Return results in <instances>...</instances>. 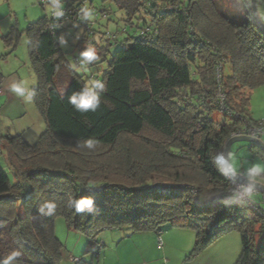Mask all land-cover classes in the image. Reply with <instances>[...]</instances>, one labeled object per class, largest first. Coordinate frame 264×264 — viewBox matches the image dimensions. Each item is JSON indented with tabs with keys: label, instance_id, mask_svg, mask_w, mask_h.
<instances>
[{
	"label": "trees",
	"instance_id": "1",
	"mask_svg": "<svg viewBox=\"0 0 264 264\" xmlns=\"http://www.w3.org/2000/svg\"><path fill=\"white\" fill-rule=\"evenodd\" d=\"M112 1L132 29L150 30L125 39L132 44L116 51L96 79L104 89L95 111L78 112L68 103L90 79L66 61L58 37L67 28H85L79 51L91 45L98 59L88 66L103 63L112 46L104 32L111 12L77 25L67 13L79 17L87 5L69 0L60 20L45 16L23 31L38 77L33 100L46 131L35 144L0 133V157L13 174L0 165V259L19 250L17 264H62L55 223L63 217L70 230L88 238L87 254L99 252L107 230L158 233L170 224L195 231V255L236 231L242 241L236 264H264V219L242 201H227L233 182L213 164L245 122H256L248 108L250 91L264 85V30L251 0H245L249 18L241 23L226 17L215 0ZM169 5L176 9L167 11ZM20 36L15 27L6 36L11 52ZM221 61L231 67L224 89L239 114L223 124L215 100ZM89 138L97 141L94 150L77 146ZM252 148L264 161V153ZM69 196L94 198L96 211L75 213ZM45 200L56 202L53 216L38 215Z\"/></svg>",
	"mask_w": 264,
	"mask_h": 264
},
{
	"label": "rangeland",
	"instance_id": "2",
	"mask_svg": "<svg viewBox=\"0 0 264 264\" xmlns=\"http://www.w3.org/2000/svg\"><path fill=\"white\" fill-rule=\"evenodd\" d=\"M41 1L42 0H0V18L1 16L4 18L2 24L8 23L9 18L13 20L12 24L21 34L18 39L19 51L25 48L28 55V40L26 34H23V31H25L29 24L35 23L45 16H50V13L48 12L50 0H46L48 4L45 8L42 6ZM84 1L92 12H96L93 13V19L91 20L93 22L96 21L97 17H99L97 13H102L104 10L111 12L108 17L110 23L104 32L109 35L106 36V38L112 41V46L110 47V52L107 55V61L93 67L87 66L86 71H77L74 67L72 68L77 74L85 76L86 79L96 80L98 78L101 80L104 74L108 71V64L113 54L116 51L125 48L127 45L132 44V41L126 44L124 42L125 39L129 37L136 38L138 35L140 36L145 33L146 29H132L129 25H127L124 20V12H122L112 0ZM215 2L218 9L233 22L241 23L245 22L249 18L245 8V0H215ZM175 6L176 5H169L167 9L176 8ZM84 30L85 28L83 27L79 28L78 31L75 30V28H67L66 31L60 35H63L67 40L66 46L60 45L66 61H68L71 65L76 63L78 60L80 51L77 46L79 38ZM139 32L140 34H138ZM224 72L225 75H230L231 67L227 65ZM33 73L37 80V88L38 77L35 72ZM251 100L252 90L250 91V102ZM37 110L42 116L40 110L38 108ZM249 116L253 120H256L250 113ZM225 118L230 119V117L218 112L217 121L219 123L223 124L225 122ZM258 121L260 120H256V122ZM261 141L264 143V129L261 135ZM36 142L37 140L34 141V144ZM252 147L253 145L250 143L239 142L234 144V149L231 151L235 154L236 158L240 162L241 168H244V170L247 167H250L253 163H264L261 157L257 156L253 152L254 150ZM0 165L13 179L12 170L8 160H6V157H0ZM260 198V195L254 196L255 201H260ZM55 231L58 239L64 244V259L62 264H77L73 261L75 258L84 262H92L93 264L200 263L199 257H201V254H194L196 242L195 231L187 228H174L170 224H164L158 233L152 231L134 233L127 228L107 230L99 237V243L102 246L101 249L99 252L96 251L91 254H87L90 250L88 238L78 232L70 230L63 217H58L56 219ZM231 234L239 237L241 240L238 232L235 231ZM160 239L163 243L162 247L159 245ZM104 241L105 243H109L105 244Z\"/></svg>",
	"mask_w": 264,
	"mask_h": 264
},
{
	"label": "clouds",
	"instance_id": "3",
	"mask_svg": "<svg viewBox=\"0 0 264 264\" xmlns=\"http://www.w3.org/2000/svg\"><path fill=\"white\" fill-rule=\"evenodd\" d=\"M48 12L56 20L65 16L64 4L62 0H50ZM256 18L264 24V0H257V10L254 14ZM79 19L81 21H91L93 12L91 9L84 7L80 9ZM60 25H53L59 27ZM62 46L67 45V40L64 36L58 38ZM98 59L96 49L87 45L83 51L79 53L78 60L71 66L77 71H86L87 66ZM36 80L19 79L14 80L9 85V90L18 97H22L25 103H30L35 95L34 88L30 85H35ZM104 89V84L99 80H90L79 91L73 92L68 97V103L78 112L86 113L95 111L100 105V91ZM251 116L260 121H264V85L256 86L252 89V100L248 108ZM97 145L95 139H86L82 143L78 142V147L88 150H94ZM213 164L216 169L224 176H241L247 183L229 189L233 197H241L242 199H253L255 188L254 185H264V163H253L241 172L240 162L232 152L223 150L217 152L213 157ZM226 203V202H225ZM68 207L74 209L75 213L92 214L96 211L95 201L92 197L69 196L67 200ZM57 204L54 200H45L37 206V213L40 217L53 216L56 212ZM21 255L19 250H13L6 258L0 259V264H17L16 258Z\"/></svg>",
	"mask_w": 264,
	"mask_h": 264
},
{
	"label": "crops",
	"instance_id": "4",
	"mask_svg": "<svg viewBox=\"0 0 264 264\" xmlns=\"http://www.w3.org/2000/svg\"><path fill=\"white\" fill-rule=\"evenodd\" d=\"M3 19V16H1L0 87L3 90V95L0 96V133H10L12 136L20 135L29 144H34V141H38L46 131L44 118L38 112L34 101L25 103L22 97H18L10 92L9 85L14 80H32L33 78L36 80V77L31 68L30 57L25 48L19 51L17 46L14 52H11L10 48H8L6 36L10 34L12 28L15 26L12 24L13 20L11 18L5 24H2ZM36 86L37 80L35 85H30L34 89ZM232 149H234V145ZM240 170L243 172L244 168H240ZM241 246L239 237L228 234L201 253L199 264H236L241 254Z\"/></svg>",
	"mask_w": 264,
	"mask_h": 264
},
{
	"label": "built area",
	"instance_id": "5",
	"mask_svg": "<svg viewBox=\"0 0 264 264\" xmlns=\"http://www.w3.org/2000/svg\"><path fill=\"white\" fill-rule=\"evenodd\" d=\"M66 1L69 0H62V3L64 4ZM42 6L45 8V6L48 4L46 0H42L41 1ZM176 8H169L167 9V11H174ZM65 10V9H64ZM66 11V10H65ZM93 13H96L95 11H93ZM67 16V21L70 22V17L73 18L75 24L79 25L82 24L83 21H81L78 17V15H73L72 10L69 11ZM108 12H102V16L103 18L107 17ZM51 16V15H50ZM53 19H55V17L51 16ZM94 25V23L91 25V27ZM88 30H90V28H88ZM150 29H146L145 33L148 32ZM144 34V33H143ZM106 36H109L108 34ZM224 71H225V67L223 62H217L216 64V69H215V79H216V83H217V88H216V106L218 108V112L221 114L226 115L227 117L233 118V119H237L239 118V114L232 111V109L229 106L228 100H227V95L224 89ZM3 95V90L0 87V96ZM263 129H264V121H258V122H245L243 125V129L241 131H239L238 133H235L232 135V137H239V136H250L253 138H260L262 133H263ZM232 180V179H231ZM233 182V188H236L237 191H239L238 187L239 183H237L236 181L232 180ZM255 195H260V201H255L254 197L253 199H242L241 197H233V195L231 194L228 198L227 201L230 203H237V202H244L246 203L251 209H253L258 215H260L263 219H264V194H260L259 192L255 191L254 192V196ZM159 245L160 247H162L163 243L160 239L159 241ZM74 262L78 263L79 260L78 259H73Z\"/></svg>",
	"mask_w": 264,
	"mask_h": 264
},
{
	"label": "water",
	"instance_id": "6",
	"mask_svg": "<svg viewBox=\"0 0 264 264\" xmlns=\"http://www.w3.org/2000/svg\"><path fill=\"white\" fill-rule=\"evenodd\" d=\"M251 8H252V15L256 23L264 30V24H262L254 15L257 10V0H251ZM239 142L250 143L253 146L258 147L264 153V143L261 141V139L253 138V137L246 136V135L230 138L225 144L224 151L226 153L229 151L231 152L233 145ZM228 177L241 185L247 183V181L241 176H236V177L228 176ZM254 188H255V191L259 192L260 194H264V185L256 184L254 185Z\"/></svg>",
	"mask_w": 264,
	"mask_h": 264
}]
</instances>
